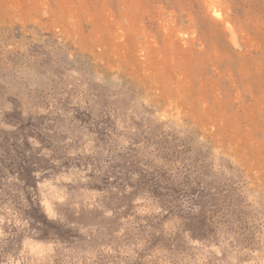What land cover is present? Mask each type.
Segmentation results:
<instances>
[{
	"label": "rangeland",
	"instance_id": "1",
	"mask_svg": "<svg viewBox=\"0 0 264 264\" xmlns=\"http://www.w3.org/2000/svg\"><path fill=\"white\" fill-rule=\"evenodd\" d=\"M0 264H264V0H0Z\"/></svg>",
	"mask_w": 264,
	"mask_h": 264
}]
</instances>
